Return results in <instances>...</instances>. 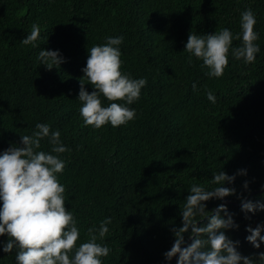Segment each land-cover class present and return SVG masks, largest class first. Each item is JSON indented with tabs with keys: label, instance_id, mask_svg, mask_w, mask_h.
I'll return each mask as SVG.
<instances>
[{
	"label": "trees",
	"instance_id": "trees-1",
	"mask_svg": "<svg viewBox=\"0 0 264 264\" xmlns=\"http://www.w3.org/2000/svg\"><path fill=\"white\" fill-rule=\"evenodd\" d=\"M249 8L259 33L255 61L236 60L230 50L224 75H206L202 61L185 50L189 33L228 28L232 47H239L241 13ZM34 23L40 26L35 46L22 44ZM117 36L124 37L121 71L147 84L127 105L134 120L95 129L80 115L79 81L94 91L82 72L88 49ZM41 50H58L63 62L49 70L38 59ZM37 123L59 130L71 149L59 154L66 167L57 176L80 230L77 246L87 242L88 228L111 217L109 232L97 240L111 249L102 264H177L178 256L169 261L163 254L174 243L172 229L182 226L191 186L212 190L219 186L214 173L238 170L247 174L223 185L236 190L223 204L239 229L225 232L240 241L242 255L264 264V243L256 249L246 241V227L264 223V211L245 219L237 198L264 202V0H0V154L22 146L21 136L32 135ZM51 147L48 138L41 141V150ZM223 200L206 202L207 210ZM8 239L0 236V264H16L19 249L2 250Z\"/></svg>",
	"mask_w": 264,
	"mask_h": 264
},
{
	"label": "clouds",
	"instance_id": "clouds-1",
	"mask_svg": "<svg viewBox=\"0 0 264 264\" xmlns=\"http://www.w3.org/2000/svg\"><path fill=\"white\" fill-rule=\"evenodd\" d=\"M256 23L250 8L241 13L242 36L235 37L242 39L239 47H232L233 34L228 28L207 35L190 32L185 46L191 54L189 59L194 56L201 60L202 67L208 69L206 75L216 78L224 75L230 50L236 60L253 63L260 52V46L255 43L259 39V33L254 30ZM39 37L40 26L34 23L30 34L21 43L33 44ZM123 39L122 36L108 37L104 45L88 49L86 67L82 72L94 91H86L85 83L80 79L78 95L85 126L100 129L110 123L119 127L136 118L135 109L127 105L139 100L147 79H133L121 71L123 62L119 45ZM38 59L49 70L58 68L63 62L58 50H41ZM195 87L193 84L194 90ZM101 97L110 102L108 106L103 105ZM207 99L216 102L211 91L207 92ZM36 129L32 135L21 136L22 146H11L0 154V236L9 238L2 250L9 253L14 247L18 248L16 264H102L101 258L107 257L111 249L97 240H103L109 232L107 225L111 223V217L101 221L98 229L95 226L88 228L87 242L77 246L80 230L73 213L65 206L66 189L57 176L66 167L59 154L71 149L61 142L60 131L52 130L49 124L37 123ZM44 138H48L52 145L50 152L41 150ZM246 174V170H238L231 176L220 171L212 178V183L218 187L206 190L203 186H191L181 211L182 226L172 229L174 243L163 254L166 260L178 256L177 264H255L251 256L238 251L240 241H233L226 235L225 230L239 229L233 218L235 214L229 212L223 203L211 211L206 208V202L210 200L235 195L234 187L223 185L234 183L236 175ZM243 187L250 191L248 181H244ZM237 198L241 200L245 219H251L248 213L264 211V202L244 199L242 195ZM197 216L202 219L197 220ZM246 231L250 233L246 241L259 249L264 243V235H261L264 223L255 228L248 225ZM185 233L191 237L187 246H183ZM259 260L264 261V252L259 253Z\"/></svg>",
	"mask_w": 264,
	"mask_h": 264
},
{
	"label": "water",
	"instance_id": "water-1",
	"mask_svg": "<svg viewBox=\"0 0 264 264\" xmlns=\"http://www.w3.org/2000/svg\"><path fill=\"white\" fill-rule=\"evenodd\" d=\"M263 190H264V188H263ZM255 192H256V190L250 192V194H253V193H255ZM246 198H247V196L244 197V199H246ZM226 202H228V200H227V199H224L222 203H226ZM240 205H241V203H240ZM190 240H191V237L189 236V237L185 240V245H186ZM185 245H183V246H185ZM183 246H182V247H183ZM174 258H176V257H173V259H174Z\"/></svg>",
	"mask_w": 264,
	"mask_h": 264
}]
</instances>
